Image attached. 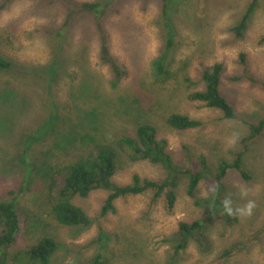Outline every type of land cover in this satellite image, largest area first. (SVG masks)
Returning <instances> with one entry per match:
<instances>
[{"label": "rangeland", "instance_id": "1", "mask_svg": "<svg viewBox=\"0 0 264 264\" xmlns=\"http://www.w3.org/2000/svg\"><path fill=\"white\" fill-rule=\"evenodd\" d=\"M251 1L0 0V58L10 64L0 71V200L28 220L12 253L50 237L58 248L49 264H89L97 254L107 264H264V0H256L243 36L233 31ZM218 63L234 120L188 98L204 90L202 72ZM171 113L203 125L174 131L165 124ZM141 123L157 128L181 165L203 156L214 169L243 153L249 180L232 171L225 178L224 200L237 221L213 224L206 250L191 242L171 261L164 243L179 223L201 217L185 182L171 211L164 199L149 208L147 193L117 200V213L101 217L107 193L96 191L74 201L91 220L88 229L49 217L47 173L74 154L78 134L113 141ZM252 127L260 132L246 141ZM134 174L164 178L159 166L122 158L113 181L126 185ZM213 190L204 180L196 197ZM249 201L251 213L240 215Z\"/></svg>", "mask_w": 264, "mask_h": 264}, {"label": "trees", "instance_id": "2", "mask_svg": "<svg viewBox=\"0 0 264 264\" xmlns=\"http://www.w3.org/2000/svg\"><path fill=\"white\" fill-rule=\"evenodd\" d=\"M49 3L55 0H46ZM94 8L96 5H85ZM257 8V1L252 0L241 21L233 28L238 37H242L247 29L251 15ZM264 43V37L260 40ZM244 57L241 56L245 71ZM10 64L0 58V71L9 69ZM161 70V65H159ZM223 72L222 64H214L202 72L201 79L204 90L189 95L192 102L203 103L204 106L222 114L224 120H234L236 115L231 104L220 92V79ZM165 124L177 132H187L200 129L202 122L179 113H171L165 118ZM250 138L260 132V127L251 128ZM243 153H237L231 161L221 160L214 169L210 167L203 156L186 165L177 163L168 148V142L160 138L157 128L150 123L136 126L132 134H124L113 141L105 140L95 132H82L76 137L75 152L70 159L59 167L47 173L46 200L48 215L61 227L88 229L91 220L86 212L74 201L76 198L86 199L91 193L103 191L107 193L101 206L100 216L115 215L116 201L130 196L150 193L149 208L164 199L166 208L171 211L176 202V192L185 182V195L194 199V206L201 212V217L193 222H181L176 232L164 239L171 244V261L193 242L203 249L208 248L207 232L213 224L235 223L237 218L224 211V195L226 193L225 178L229 172H237L244 181L249 177L242 168ZM129 162H147L159 166L164 172L160 181L141 179L138 175L131 177L126 185H117L115 177L120 159ZM212 180L214 190L206 197H196L202 181ZM233 210V209H232ZM28 220L21 215L13 202L0 200V264H49L57 251L53 238L42 237L34 244L12 253L20 233L27 228ZM230 254L224 251L223 256ZM89 264H107L99 254L91 258Z\"/></svg>", "mask_w": 264, "mask_h": 264}, {"label": "clouds", "instance_id": "3", "mask_svg": "<svg viewBox=\"0 0 264 264\" xmlns=\"http://www.w3.org/2000/svg\"><path fill=\"white\" fill-rule=\"evenodd\" d=\"M254 207L253 202L249 201L243 208L237 209L236 211L240 214V215H249L252 211ZM224 211L226 214L231 215L232 214V208L230 205V201H228L227 199L224 201Z\"/></svg>", "mask_w": 264, "mask_h": 264}]
</instances>
